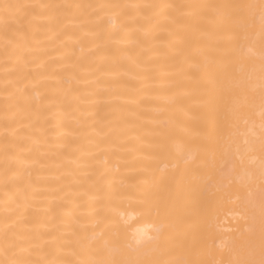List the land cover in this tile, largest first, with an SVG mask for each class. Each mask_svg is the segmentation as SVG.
<instances>
[{"label":"snow or ice","instance_id":"snow-or-ice-1","mask_svg":"<svg viewBox=\"0 0 264 264\" xmlns=\"http://www.w3.org/2000/svg\"><path fill=\"white\" fill-rule=\"evenodd\" d=\"M81 16L106 17L114 28L123 18L135 31H145V25L155 30L161 62L154 71L169 87L180 83L191 101L183 135L163 121L142 124L133 163L124 162L133 180L114 183L105 180L108 157L132 150L124 146L129 121L124 116L92 119L95 113L85 112L83 142L70 150L78 153L70 160L75 167L53 173L54 186L43 190L30 181L17 187L13 206L5 201L0 264H264V0H0V94L6 112L15 110L13 117L21 113L29 121L25 127L38 122L42 99L22 85L29 74L17 71L36 54L25 25L61 17L81 23ZM127 24L120 26L125 32L132 30ZM6 120L5 188L22 176L13 167L23 162L24 149L14 151L17 139H30L18 137L19 124ZM101 157L105 168L98 172ZM85 180L97 194L69 200L73 185ZM40 191L60 192L64 201L56 212L42 209L48 221L43 230L17 215L16 196L26 207ZM225 206L231 217L227 229L221 219ZM133 217L138 227H129Z\"/></svg>","mask_w":264,"mask_h":264},{"label":"bare ground","instance_id":"bare-ground-1","mask_svg":"<svg viewBox=\"0 0 264 264\" xmlns=\"http://www.w3.org/2000/svg\"><path fill=\"white\" fill-rule=\"evenodd\" d=\"M15 2V0H13ZM26 3H86L100 0H20ZM108 2V0H104ZM124 3H164L185 2V0H120ZM81 23H76L70 17L48 21L37 19L31 26L25 25L28 33L27 43L36 50L35 59L27 68H18V73H27L29 78L22 81L32 89V95L39 92L40 113L38 122L32 127H25L29 121L21 113L13 117V111H5L3 95L0 94V222L5 215V201L16 193V188L29 181L32 186L45 189L54 186L50 179L53 173L58 174L64 168H74L70 160L78 153L70 150L82 143L84 113H95L92 119L107 116L109 119L124 116L129 123L126 126L125 148L131 151H120L109 154L111 170L105 180L116 182L126 178L132 182L133 177L124 162L133 163L138 147L135 137L143 132L142 124L151 127V121H163L166 127H171L182 136V126L187 122L186 109L191 104L180 83L169 87L166 78L154 71L161 62L159 48L154 36L155 30L135 31L134 26L127 24L123 18L116 20L113 27L107 18L80 17ZM121 24H127L129 32L121 29ZM195 38V37H193ZM3 41L0 40V48ZM151 61V62H150ZM43 62V63H42ZM3 58L0 56V85L3 81ZM155 77V78H153ZM174 80L180 81L179 76ZM35 107V100L33 101ZM141 113L139 118L136 114ZM7 118L12 119V126H20L19 136L30 139H17L14 151H20L23 162L14 164L22 176L17 182H10L5 188L4 161L5 150L2 139L3 128ZM119 142V141H118ZM95 165L102 171L105 165ZM93 163L92 161H86ZM167 163V162H165ZM61 165L57 168V165ZM117 165L120 166L116 171ZM85 169H81L83 172ZM9 176L12 175L10 172ZM31 193L32 188L26 190ZM83 193V194H82ZM85 180L82 185H73L69 200H87L96 195ZM62 193L40 191L36 199H29L27 206L21 203L17 215H22L33 228H41L47 223V216L42 209L51 207L54 212L64 203L60 199ZM10 206L11 202H10ZM71 207V205H69ZM221 219L224 228L231 226L228 206L221 209ZM55 223V221H53ZM140 222L133 217L129 227L135 228Z\"/></svg>","mask_w":264,"mask_h":264}]
</instances>
